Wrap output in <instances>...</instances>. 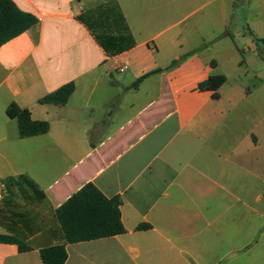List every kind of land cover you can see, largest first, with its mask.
I'll return each instance as SVG.
<instances>
[{"label":"crops","instance_id":"0c3cea01","mask_svg":"<svg viewBox=\"0 0 264 264\" xmlns=\"http://www.w3.org/2000/svg\"><path fill=\"white\" fill-rule=\"evenodd\" d=\"M11 1L38 23L0 47V264H43L65 243L56 211L87 184L120 199L126 233L67 244L65 264H264L247 70L264 0ZM211 76L227 78L217 99ZM70 83L65 106L39 103ZM13 103L49 132L20 138Z\"/></svg>","mask_w":264,"mask_h":264},{"label":"trees","instance_id":"16d2710c","mask_svg":"<svg viewBox=\"0 0 264 264\" xmlns=\"http://www.w3.org/2000/svg\"><path fill=\"white\" fill-rule=\"evenodd\" d=\"M38 20L22 12L11 0H0V47L20 36L35 25ZM264 44V40H257ZM227 82L225 76H211L200 85L203 90L213 92L219 98L218 90ZM75 91L73 83L59 88L43 97L39 103L65 106ZM10 118L18 122L22 139L45 135L50 130L46 121H35L27 109L11 104L7 109ZM121 201L106 198L93 184H87L56 211V217L63 232L65 243L44 248L40 252L43 264H65L68 259L67 244L120 236L126 233L121 221ZM147 225L138 230H147Z\"/></svg>","mask_w":264,"mask_h":264},{"label":"rangeland","instance_id":"374dc122","mask_svg":"<svg viewBox=\"0 0 264 264\" xmlns=\"http://www.w3.org/2000/svg\"><path fill=\"white\" fill-rule=\"evenodd\" d=\"M244 15V13H243ZM250 16V12H249ZM252 16V14H251ZM262 39V37H260ZM260 39V40H261ZM264 39V38H263ZM258 63H251V66L247 69L248 70V78L250 79V84H260V124L264 119V115L261 114V101L264 100L263 95L261 94V88L264 84V44L260 42V56L256 57ZM255 74L260 75V81L255 78Z\"/></svg>","mask_w":264,"mask_h":264},{"label":"built area","instance_id":"2783aa9c","mask_svg":"<svg viewBox=\"0 0 264 264\" xmlns=\"http://www.w3.org/2000/svg\"><path fill=\"white\" fill-rule=\"evenodd\" d=\"M127 69H128V66H127V65H124V66L119 67V68H118V71H120V72H124V71H126Z\"/></svg>","mask_w":264,"mask_h":264}]
</instances>
